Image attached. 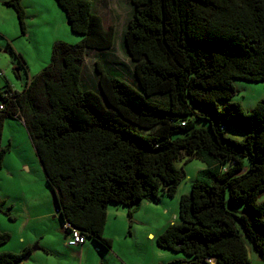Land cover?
<instances>
[{"label": "trees", "instance_id": "16d2710c", "mask_svg": "<svg viewBox=\"0 0 264 264\" xmlns=\"http://www.w3.org/2000/svg\"><path fill=\"white\" fill-rule=\"evenodd\" d=\"M56 1L83 39L56 42L51 64L21 92L0 89V169L10 152L5 122L19 118L63 224L109 252V206L127 208L131 220L142 202L175 198L186 176L177 162L199 159L206 168L180 197V221L156 238L158 247L185 255L170 264H251L240 225L264 259V98L252 110L232 100L234 80L264 82V0H129L121 48L133 64L131 80L98 55L93 86L83 83L87 56L110 50L114 30L89 0ZM5 4L26 35L22 0ZM225 126L249 133L230 139ZM228 199L244 205L241 214ZM3 205L0 199L13 220ZM11 237L0 231V246ZM30 250L2 252L0 264L20 263Z\"/></svg>", "mask_w": 264, "mask_h": 264}, {"label": "rangeland", "instance_id": "374dc122", "mask_svg": "<svg viewBox=\"0 0 264 264\" xmlns=\"http://www.w3.org/2000/svg\"><path fill=\"white\" fill-rule=\"evenodd\" d=\"M6 1L0 0V89L10 85L13 90L22 91L29 78L36 77L51 64L56 42L76 45L83 37L71 30L67 17L56 0H22L28 33L23 35L17 13L14 8L5 4ZM89 1L93 12L95 13L96 9L104 19L105 29L114 30V46L104 53L99 52L98 55L106 58L107 66L113 73L124 75L127 80H131L129 77L133 72V64L121 48L124 31L132 14L130 1ZM44 21L48 23L47 27L44 26ZM14 49L22 53L30 63L31 68L28 71ZM96 54L91 53L90 57ZM89 65L87 64V68ZM234 86L237 94L232 100L240 102L247 110H252L264 98V82L236 79ZM197 126L210 130L206 121H199ZM225 128L226 137L239 141L244 140L249 133L247 129L236 126ZM2 142L4 147L10 145V152L0 169V199L4 201V210H8L13 220L0 211V231L12 235L8 243L0 246V253L13 252L6 250L19 248L24 240L35 241L32 245H39V241L56 246L63 235L62 240L65 242L67 230L62 226L63 222L57 213L45 171L21 119L6 120ZM177 166L184 169L186 176L180 183L175 198H163L154 203L142 202L131 220L128 218L127 208L112 206L115 213H109L105 234L108 233L112 237L113 249L118 252L119 259L116 254L108 257L109 253H98V257L102 255L100 259H103L105 264H153L156 260L159 264H170L186 259L183 253L159 248L156 238L171 222L180 221V197L190 193L198 173L206 168V164L199 159L188 160L183 156ZM246 166L249 167L248 159ZM258 201L264 202V192L260 194ZM227 207L238 214L244 209V205L233 204L229 199ZM238 228L246 242L251 264H264V259L255 250L242 226L238 225ZM150 234L155 235V239H149ZM88 244L93 243L88 240ZM22 262L17 264L41 263L34 262L33 258Z\"/></svg>", "mask_w": 264, "mask_h": 264}, {"label": "crops", "instance_id": "0c3cea01", "mask_svg": "<svg viewBox=\"0 0 264 264\" xmlns=\"http://www.w3.org/2000/svg\"><path fill=\"white\" fill-rule=\"evenodd\" d=\"M95 14L99 15L102 18V16L96 11V9H95ZM102 20L104 23L103 18H102ZM44 26L45 27L48 26V23L46 21H44ZM104 27H105V24H104ZM27 37H28V35H27ZM14 51L19 56L22 57L23 61L25 62L26 69L28 71L29 68H31V66H30V63L26 60V57L22 53L17 52L15 49H14ZM0 52H2V50H0ZM94 52L99 53L97 51H94ZM91 53L92 52H89V54H91ZM90 56L91 55L87 56L86 65L87 64L89 65L90 62H92V64H90L88 68L86 67L85 72L83 74V83L86 86L89 84L92 85V82L95 80L94 64H95V61L98 59V54H96L95 56H92V57H90ZM18 75H19V73H18ZM18 92H21V91H18ZM113 210H114V208H112V206H109L107 224L109 221V213H110V211H113ZM57 213H58V211H57ZM113 213H115V212L113 211ZM48 217H49V215H48ZM173 222H171V223H173ZM62 226L67 230L66 225L63 224ZM105 231H106V228H105ZM105 235L107 238H112L108 233H106ZM62 237H63V235H61V237H60L59 245L56 244V246L50 245V243L42 244L39 241L37 242L39 245H32L35 243V241L24 240L22 242V245L19 248L7 249L6 251H13L15 253H22L27 249H31L29 251L30 255H29L28 260L33 258L34 262L40 261L41 263H39V264H105V261L103 259L102 260L100 259V256H102V255H100L98 257V255H97L98 253L103 254V255L109 253L108 257H111L112 255L116 254V257L118 258V252H116L114 249H113L114 251L104 252L93 241H92L93 244H88V240H87L83 245H79L76 247H70L66 243L67 232H66V236H64L65 242L62 240ZM152 238L155 239V235L150 234L149 239H152ZM34 247H36L35 250H33ZM27 261H23L22 263L27 262ZM153 264H159V261L156 260V261H154Z\"/></svg>", "mask_w": 264, "mask_h": 264}, {"label": "built area", "instance_id": "2783aa9c", "mask_svg": "<svg viewBox=\"0 0 264 264\" xmlns=\"http://www.w3.org/2000/svg\"><path fill=\"white\" fill-rule=\"evenodd\" d=\"M4 105H0V110H3ZM67 227V238L66 243L70 247H76L83 245L86 242L85 236L78 230L71 227L69 224H66Z\"/></svg>", "mask_w": 264, "mask_h": 264}, {"label": "water", "instance_id": "95a60500", "mask_svg": "<svg viewBox=\"0 0 264 264\" xmlns=\"http://www.w3.org/2000/svg\"><path fill=\"white\" fill-rule=\"evenodd\" d=\"M35 249H36V247L33 248V250H35ZM29 255H30V252L27 253V254L24 256L23 261H27V260L29 259Z\"/></svg>", "mask_w": 264, "mask_h": 264}]
</instances>
